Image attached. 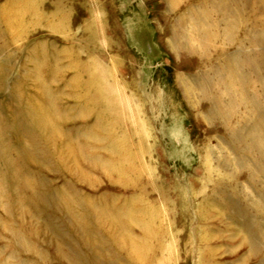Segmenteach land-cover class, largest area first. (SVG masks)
<instances>
[{"label": "rangeland", "instance_id": "374dc122", "mask_svg": "<svg viewBox=\"0 0 264 264\" xmlns=\"http://www.w3.org/2000/svg\"><path fill=\"white\" fill-rule=\"evenodd\" d=\"M0 264H264V0H0Z\"/></svg>", "mask_w": 264, "mask_h": 264}, {"label": "bare ground", "instance_id": "6f19581e", "mask_svg": "<svg viewBox=\"0 0 264 264\" xmlns=\"http://www.w3.org/2000/svg\"><path fill=\"white\" fill-rule=\"evenodd\" d=\"M29 7H31V5H29V3H28V6L25 8V9H29ZM18 13V12H17ZM23 13V12H22ZM21 12L20 13H18V14H16L15 15V17L16 18H18L17 20H19V19H21ZM24 14H25V12H24ZM41 90H42V95L43 96H49V98H50V101H51V103L53 102V98L54 97H52L51 98V96H50V92L48 91V89L43 85L42 86V88H41ZM35 113V114H34ZM31 115H32V117H33V120H34V124L37 126V127H42L43 129H46L47 131H49L50 133L52 132H57L58 134H60L59 133V131H58V129H56V128H54L53 127V125H52V122L50 123V121H51V118H49L50 120L48 121V117L45 115L46 113H45V111L42 109V108H40V107H38L36 110H35V112H32V113H30ZM32 119V118H31ZM51 127V128H50ZM50 138H52V135L50 136ZM105 165V164H104ZM141 226H143L144 228H145V230L147 231V232H150V230L151 229H147L144 225H141ZM151 233H153V230H152V232ZM132 241V245L130 246L131 247V249L133 250V252L135 253V254H137L138 256H137V258L140 256V259L141 260H146V258H147V255L143 252V245H138V243L134 240V239H132L131 240ZM135 256V255H134ZM148 262V259L146 260V262L144 261V263H147Z\"/></svg>", "mask_w": 264, "mask_h": 264}]
</instances>
